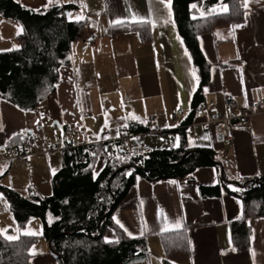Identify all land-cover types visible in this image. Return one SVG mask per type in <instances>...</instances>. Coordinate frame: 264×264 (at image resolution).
<instances>
[{
    "label": "crops",
    "instance_id": "1",
    "mask_svg": "<svg viewBox=\"0 0 264 264\" xmlns=\"http://www.w3.org/2000/svg\"><path fill=\"white\" fill-rule=\"evenodd\" d=\"M17 1L35 10L64 6L67 17L72 14L69 20L82 14L85 19L81 21L87 22L94 36L72 43L71 64L61 70L56 90L37 108L23 110L0 96V150L31 147L34 151L30 166L25 159L0 161V184L24 197L30 188L43 196L51 195L53 176L65 158L56 150H47L44 139H70L76 130L81 138L98 143L130 130V146L149 144L152 150L178 148L184 133L187 149L210 151L214 162L180 178L151 181L136 174L113 213V219H119L127 229L121 228L128 237L146 239L149 260L140 264H165L163 234L185 228L189 254L171 258V264H264V216L249 220L253 240L248 249L238 250L231 237V224L243 215L240 193L245 181L264 176V108L253 110L254 102L264 99V0H248L242 21L216 25L199 36L208 63L204 83L175 24L173 0L171 16L167 0ZM194 4L203 15L212 10H204L201 1ZM142 20L151 21L148 42L132 29L110 34L115 25ZM20 27L18 21L0 17V52L18 48ZM229 95L236 98V112L253 111L251 127L233 130L229 139L219 142L215 126L206 127L195 108L211 99L209 115L228 116ZM178 104L187 114L175 117ZM31 136L38 138L35 144H31ZM107 161L108 154L102 152L95 164V176ZM161 210L169 225L180 220L183 227L161 231ZM4 229L6 232L0 233L6 238L37 233L28 264H60L50 241L43 237L42 220L31 217L21 228L9 198L0 190V230ZM106 239L116 240V232L109 231Z\"/></svg>",
    "mask_w": 264,
    "mask_h": 264
},
{
    "label": "trees",
    "instance_id": "2",
    "mask_svg": "<svg viewBox=\"0 0 264 264\" xmlns=\"http://www.w3.org/2000/svg\"><path fill=\"white\" fill-rule=\"evenodd\" d=\"M196 1L202 2L204 10L221 9L226 4L228 11L201 15L192 7ZM243 4L244 0H173L175 24L200 69L203 83L208 63L199 36L212 31L216 25L242 21ZM66 13L64 6L35 10L17 0H0V17L14 19L23 28L17 36L18 48L0 52L1 97L23 110H33L56 90L61 82V70L71 64L72 43L94 36L86 21L69 20ZM131 29L144 42L152 36L151 25L142 22L115 25L110 34ZM200 93L201 88L197 99ZM181 142L178 148L155 149L136 156L122 150L115 156L108 153L106 144H99L95 156L84 150L86 161L78 159L82 148L76 147L64 154L66 167L53 176L51 195L34 191L30 197H24L1 184L0 190L9 198L10 209L21 228L31 217L42 220L43 237L50 241L60 264H140L149 260L146 239L128 237L115 223L113 213L126 197L136 174H143L151 181L180 178L214 162L210 151L187 149L184 133ZM102 152L108 154V161L95 176V164ZM128 172L132 174L126 175ZM243 188L240 193L243 215L231 224L232 242L238 250L251 246L253 231L249 220L264 216V176L246 180ZM109 231L116 232V240L106 239ZM186 235V228L163 234L165 264H171V258L189 254ZM38 238L21 235L9 240L0 233V264H28L29 249Z\"/></svg>",
    "mask_w": 264,
    "mask_h": 264
},
{
    "label": "built area",
    "instance_id": "3",
    "mask_svg": "<svg viewBox=\"0 0 264 264\" xmlns=\"http://www.w3.org/2000/svg\"><path fill=\"white\" fill-rule=\"evenodd\" d=\"M213 100L207 99L204 103H201L195 108L196 114L203 118V124L208 127L210 125L215 126L216 138L219 142H224L229 139L232 135L233 130H244L251 127L250 117L253 113L252 110L235 111L237 108V101L234 95L227 97L226 103L229 108V115L225 117H212L208 113V109L212 105ZM264 108V99L256 100L253 104V110H261ZM187 114V110L181 104L174 107L175 117L183 116ZM79 131H73L70 139H64L62 136H57L55 142H51L44 139V144L47 150H56L61 154H65L67 151L73 148H82V152L78 154L80 161H86V154L84 150L89 153H95L98 142H90L87 138H81ZM132 136V132L127 130L120 133L116 138L104 141L108 151L113 155H118L120 149L124 150L131 156L144 155L152 150L151 145L144 144L137 147H132L127 143V139ZM37 137L31 136V144H35ZM120 145V146H119ZM31 147L23 148H8L0 150V161L14 160V159H25L27 164H32L30 158L33 154ZM63 167H66V163H63Z\"/></svg>",
    "mask_w": 264,
    "mask_h": 264
},
{
    "label": "snow or ice",
    "instance_id": "4",
    "mask_svg": "<svg viewBox=\"0 0 264 264\" xmlns=\"http://www.w3.org/2000/svg\"><path fill=\"white\" fill-rule=\"evenodd\" d=\"M161 3H163V0H160ZM258 2V0H257ZM48 3L49 4H52L53 3V0H48ZM247 4H248V0H244V4L243 6L244 7H247ZM81 7H83V5H81ZM166 7L168 8V14L169 16H171V0H167V4H166ZM193 8L196 7L195 4L192 5ZM218 11H221V12H227L228 11V6L226 4L223 5V7L221 9H212L210 10V15L211 14H214ZM201 15H203V13H201ZM68 17L69 19H72V14L69 13L68 14ZM75 19L77 21H81V20H84L85 19V16L84 15H77L75 17ZM140 22H143V23H150L151 21H140ZM165 23H169L171 22L170 20H165L164 21ZM119 23V21L117 22ZM235 27H240V25H236ZM23 31V28L20 27L19 31H18V34H20L21 32ZM192 75L195 77L196 76V72H195V69L192 70ZM196 80H197V83H198V77H196ZM195 86V85H194ZM205 92H207V89H204ZM41 119H43V114H41ZM37 123L39 124V121H37ZM175 125H173L174 127ZM105 127H107V123L105 124ZM124 127H127V125H124ZM24 131H28V130H24ZM97 138H99L98 134H97ZM208 137H205V139H207ZM134 140H138L139 138L138 137H133ZM179 139V138H177ZM92 155H96V153H92ZM54 171V170H53ZM132 173L131 172H128L126 173V175H131ZM97 175H99V173H97ZM139 179V178H137ZM238 190V189H237ZM160 216H161V220H160V224H161V231H169V230H179L183 227V225L181 224L180 220H176L174 221L171 225H169L168 223V220H167V216L165 213H163V211L161 210L160 212ZM115 219V218H114ZM115 223L117 225H119L120 228L124 229L125 232H127V229L124 227V225L119 221V219H115ZM0 232H6V229L4 230H0ZM25 234L27 235H36L37 233L35 232H26ZM128 235H132V233L128 232ZM16 237L14 236H7V239L9 240H12V239H15Z\"/></svg>",
    "mask_w": 264,
    "mask_h": 264
},
{
    "label": "rangeland",
    "instance_id": "5",
    "mask_svg": "<svg viewBox=\"0 0 264 264\" xmlns=\"http://www.w3.org/2000/svg\"><path fill=\"white\" fill-rule=\"evenodd\" d=\"M198 1H196V3H197ZM13 183V182H12ZM34 190L33 191H30L29 190V192H28V197H30L31 196V194H33L34 193V191H36L38 194H39V192L36 190V188H33ZM146 264H152V263H150V262H146Z\"/></svg>",
    "mask_w": 264,
    "mask_h": 264
},
{
    "label": "water",
    "instance_id": "6",
    "mask_svg": "<svg viewBox=\"0 0 264 264\" xmlns=\"http://www.w3.org/2000/svg\"><path fill=\"white\" fill-rule=\"evenodd\" d=\"M101 235V234H100Z\"/></svg>",
    "mask_w": 264,
    "mask_h": 264
}]
</instances>
